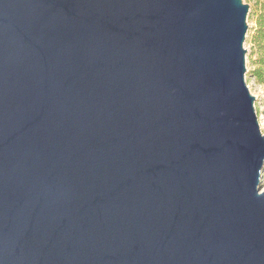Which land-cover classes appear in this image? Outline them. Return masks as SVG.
I'll list each match as a JSON object with an SVG mask.
<instances>
[{"label": "water", "instance_id": "obj_1", "mask_svg": "<svg viewBox=\"0 0 264 264\" xmlns=\"http://www.w3.org/2000/svg\"><path fill=\"white\" fill-rule=\"evenodd\" d=\"M244 0H0V264H264Z\"/></svg>", "mask_w": 264, "mask_h": 264}, {"label": "rangeland", "instance_id": "obj_2", "mask_svg": "<svg viewBox=\"0 0 264 264\" xmlns=\"http://www.w3.org/2000/svg\"><path fill=\"white\" fill-rule=\"evenodd\" d=\"M244 2L249 4L250 7L247 19L248 31L244 42L247 50V71L245 76L250 91L256 98L255 108L261 124V130L264 133V55L254 42V35L258 29L257 18L261 13V7L258 0H244ZM260 187L264 190V167L262 169Z\"/></svg>", "mask_w": 264, "mask_h": 264}, {"label": "trees", "instance_id": "obj_3", "mask_svg": "<svg viewBox=\"0 0 264 264\" xmlns=\"http://www.w3.org/2000/svg\"><path fill=\"white\" fill-rule=\"evenodd\" d=\"M261 7V13L257 18L258 29L254 35V42L258 45L261 53L264 55V0H258Z\"/></svg>", "mask_w": 264, "mask_h": 264}]
</instances>
